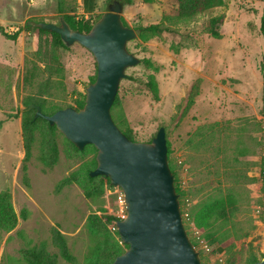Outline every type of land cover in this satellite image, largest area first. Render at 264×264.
Returning <instances> with one entry per match:
<instances>
[{
	"label": "rangeland",
	"instance_id": "1",
	"mask_svg": "<svg viewBox=\"0 0 264 264\" xmlns=\"http://www.w3.org/2000/svg\"><path fill=\"white\" fill-rule=\"evenodd\" d=\"M223 1L191 22L172 26V31L160 35L140 32L128 41L127 50L140 61L125 70L113 110L126 122L135 141L149 142L164 127L168 165L173 166L182 191L178 197L182 223L199 252L200 264H248L250 257H264V182L260 175L264 166V41L259 33L264 0ZM71 4L72 0H0V193L8 195L15 214L14 223L0 229V264H27L24 252L33 247L55 254L56 264H71L52 245V228L65 237L75 264H88L96 242L107 237L105 216L121 218L120 188L100 180L91 197L84 195L87 170L96 151L74 150L58 131V157L51 167L42 160L43 134L35 131L26 164L28 187L22 180L24 103L36 95L39 82L46 78L41 75L31 85L22 81L38 39L37 31L24 28V23L59 24L58 7ZM122 5L121 18L131 28L176 14L175 0H130ZM220 14L224 20L218 26L219 37L214 38L209 34V19ZM66 47L57 49L63 76L51 77L46 112L56 107L76 108V100L95 75L96 64L87 49L77 43ZM149 77L157 83V99L146 86ZM195 89L198 94L187 106ZM70 175L77 182L56 191L58 182ZM227 190L238 198L234 217L218 221L209 231L197 228L193 216L199 206ZM208 232H215L221 242L209 244ZM203 245L213 251L207 252ZM215 250L223 251V261L217 259Z\"/></svg>",
	"mask_w": 264,
	"mask_h": 264
},
{
	"label": "water",
	"instance_id": "2",
	"mask_svg": "<svg viewBox=\"0 0 264 264\" xmlns=\"http://www.w3.org/2000/svg\"><path fill=\"white\" fill-rule=\"evenodd\" d=\"M122 8L119 0H111L87 33L70 29L63 19L59 24L34 23L36 28L57 33L65 46L77 43L87 49L94 58L96 74L84 88L80 109L67 106L47 115L40 106L30 104L27 110L34 109V118L47 120L77 149L93 145L96 166L89 176L102 175L122 191L125 215L115 225L127 248L110 264H200L199 252L182 223L164 127H159L149 142L132 141L111 116L125 70L140 61L126 47L140 29L123 24ZM255 264H264V257Z\"/></svg>",
	"mask_w": 264,
	"mask_h": 264
},
{
	"label": "trees",
	"instance_id": "3",
	"mask_svg": "<svg viewBox=\"0 0 264 264\" xmlns=\"http://www.w3.org/2000/svg\"><path fill=\"white\" fill-rule=\"evenodd\" d=\"M122 4H128L130 0H119ZM151 1V0H146ZM176 2V14L174 16H163L158 23L149 24L145 27H140V32H147L151 35H160L163 32L172 31L173 27L177 24L188 23L193 21L198 15L203 14L212 8L219 7L223 5V0H175ZM58 14H61V18L67 23L70 29L79 30L80 32L87 33L91 29L93 23H90L88 20L79 18L76 16V0H72L70 6L65 5L64 8L60 5L58 7ZM99 19V18H98ZM97 19V20H98ZM123 24L125 25L123 19L121 18ZM224 20V15L220 14L213 16L209 19V34L210 36L217 38L219 37L218 26ZM40 22V21H37ZM32 20H26L24 23V28H34L37 31V48L34 52V59L30 61V65H26L24 70V75L22 81L25 85H31L36 78L41 75L46 74V78L39 82L38 90L36 95L31 96L28 100L25 101L24 106L25 110L23 113V118L21 121V130L23 137V148H24V157L22 164V180L26 187H28V177H27V162L31 156V148L34 141L35 131H40L42 135L41 151H42V160L49 166H53L58 157V147L55 142V134L57 132L55 126L49 125L48 121L41 117L34 118V109L27 110V107L30 104H35L40 106L41 111L44 114L51 115L60 107L54 108L50 112L44 111L45 107V96L50 95V91L53 85L52 76L61 78L63 76V66L59 61L57 55V49L67 47L61 41L60 36L50 30L39 29L34 26V23H37ZM126 26V25H125ZM0 32H3V29L0 25ZM259 33L264 41V7L261 11L260 20H259ZM10 38H15V34L11 35ZM147 66H151V63L143 59ZM42 65V67H41ZM96 67V66H95ZM96 74V68H95ZM261 75L264 78V63L261 67ZM95 75L91 78L90 82L94 81ZM146 86L152 93L154 99L158 98V88L157 83L153 77H149L146 81ZM198 94L197 89L190 94L187 106H190L194 102L195 96ZM80 99L76 100V109H80L84 104L85 94L80 95ZM117 95L114 98L110 112L115 124L119 129L126 135V137L132 141L134 140L132 131L127 127L126 122L117 116L113 110L114 105L117 103ZM264 116V111L262 112ZM71 147L76 151H84L87 148H91L96 151L93 145H85L83 149H77L71 142L66 140ZM151 141V140H150ZM169 154V151H167ZM92 166L87 170V181L88 185H83V192L86 197H91L94 194V188L98 181L103 180L109 187L113 188L110 184L108 178L98 175L95 177H90L89 172L94 169L96 166L95 157L91 161ZM170 171L173 175L174 188L178 197L181 196L182 191L179 186L176 184V173L172 165L169 166ZM260 175L264 182V166L261 168ZM72 182H77V179L74 175H70L56 185V191L60 190L63 186L70 184ZM103 184L98 185V191L102 192ZM239 209L238 198L235 194L230 191H224L220 196L215 197L207 202L202 203L199 208L196 210L193 216L194 224L197 228L202 230L212 229L218 221L225 222L231 220ZM94 218H97L98 222L101 223L99 217L94 215ZM118 218L110 215L105 216V221L103 223V228L107 231V237L103 242H96L93 247L91 257L88 261V264H110L114 258L121 254L124 250L120 247L122 243L119 239L117 228L115 225ZM15 221V214L9 203L8 195L6 193H0V229H6L11 226ZM206 239L209 244H214L221 242V238L216 236L215 232H208ZM118 238V239H117ZM51 243L57 248L58 255L68 263L75 264L76 258L70 252L66 239L63 234L57 229H51ZM123 244V243H122ZM124 246L127 245L123 244ZM192 245L195 246V243L192 241ZM220 254H223V251H219ZM56 255L50 254L43 248L33 247L24 252V258L27 264H56ZM259 259L255 257H250L248 264H255ZM230 264H233L229 261Z\"/></svg>",
	"mask_w": 264,
	"mask_h": 264
},
{
	"label": "crops",
	"instance_id": "4",
	"mask_svg": "<svg viewBox=\"0 0 264 264\" xmlns=\"http://www.w3.org/2000/svg\"><path fill=\"white\" fill-rule=\"evenodd\" d=\"M110 1L111 0H76V16L93 23L106 11Z\"/></svg>",
	"mask_w": 264,
	"mask_h": 264
},
{
	"label": "built area",
	"instance_id": "5",
	"mask_svg": "<svg viewBox=\"0 0 264 264\" xmlns=\"http://www.w3.org/2000/svg\"><path fill=\"white\" fill-rule=\"evenodd\" d=\"M117 202L118 204L120 205V210L122 211L121 213V218L122 219L124 217V214H123V211H124V198H123V194H122V191H120V193L117 195ZM203 248L207 251V252H211L213 251V248L211 246H207V245H203ZM215 253H216V256H217V259L219 261H223V258L221 256V254L219 253V251H216L215 250Z\"/></svg>",
	"mask_w": 264,
	"mask_h": 264
}]
</instances>
